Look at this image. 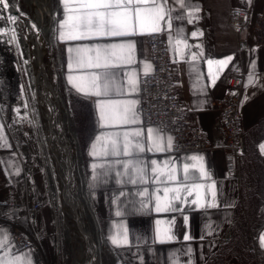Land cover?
<instances>
[{"label":"crops","instance_id":"crops-1","mask_svg":"<svg viewBox=\"0 0 264 264\" xmlns=\"http://www.w3.org/2000/svg\"><path fill=\"white\" fill-rule=\"evenodd\" d=\"M82 2L83 0H68L67 8L77 11L66 12L65 3L58 0L59 13L56 18L55 35L61 45L64 83L86 105L87 114L82 132L85 154L84 177L108 244L124 255L131 264H208L211 255L220 248L226 231L234 223L242 199L245 167L244 164L241 165L237 176L230 174L234 161L229 149L214 147L205 151L174 152L172 147L167 149L170 134L158 126L143 124L139 97L140 78L153 70L147 36L155 32L152 31L153 14L142 11L141 22L136 17L135 7L150 9L155 4L164 6L165 19L160 21V28L167 37L170 58L174 61L180 89L189 108V119L199 125L209 137L213 136V125L217 119L215 103L229 85L232 70L241 66L246 73L240 109L242 128L248 136L247 154L256 157L262 177L263 224L256 241L264 253V245L260 240L264 235V151L261 150V145H264V35L253 24L259 15L264 13V0H182L184 7L180 6L181 0H147V3L139 4L134 0L133 5H129L127 9V15L130 17L128 31L132 34L96 35L94 28L85 39L61 41L60 32L69 31L68 26L61 29V23L67 16L79 15L83 11L79 9ZM112 2L115 3L116 0ZM234 10L247 13L249 26L240 33L235 32L230 23ZM108 11L120 13V18L123 19L126 9L119 7ZM169 23L171 27L168 26ZM241 41L244 42L243 50ZM112 44H131L132 49L131 51L127 47L122 50L116 49L117 56H108L107 68H78L73 62V68L69 70L70 54L67 51L69 47L99 46L104 49ZM72 55L75 56V53ZM104 55L106 54L102 52V63ZM129 55L132 62L126 63ZM89 56L95 58L96 53H87L86 62ZM230 56L232 59L226 65L217 63ZM209 60L213 61L211 65L208 63ZM146 64L151 65L147 71L144 67ZM101 72L112 74L111 79L115 80L119 90L113 87L110 88L108 96L95 97L78 92L68 81L69 75L87 78L91 73ZM130 80H135L136 91H132ZM98 100L137 101L135 104L137 123L101 121ZM125 106L106 104L104 110L106 115H110L114 109L122 110ZM149 128L156 130L153 136L158 133L162 137L161 143L165 151L148 150L152 146V140L148 138ZM137 131L140 132V136L134 135ZM125 133H128L127 137ZM112 140L117 142L120 155L112 154ZM125 143L129 144L128 155L123 154ZM137 143L144 146V152H139L135 148ZM93 144H96L95 156L91 154ZM193 157L197 159L194 160ZM152 160L157 161L156 166L151 164ZM128 161L145 169L144 182H141L132 167L128 169L129 175H124V164ZM93 165L96 167L93 168ZM185 165L188 166L187 173L184 170ZM201 166L207 173L206 176L201 175ZM153 167L158 168L157 173L152 172ZM172 168L176 169L177 180L167 181V173ZM159 170H163L164 175H160ZM186 175L188 178L185 180ZM130 177L137 179V183H131ZM154 177H159V182ZM181 183L187 185L190 190L194 184L202 185L199 192L201 203H205V206L200 207L192 203L196 199L195 190H192L191 196L187 191H181V200H171L173 194L169 193L171 209L175 210L157 212L156 196L161 197L159 202L161 207H164L166 201L162 189L165 186L177 187ZM213 184L217 192L215 200L217 206L208 207L207 202L211 200ZM157 188L161 191L157 192ZM145 189L148 193L142 196L140 193ZM16 214L9 209L0 208V221ZM0 233L7 237V247L0 248V259L6 258L11 261L15 257H22L24 262L36 264V249L16 252L12 244L11 231L6 225H0ZM125 235L127 243H112V238L123 240ZM185 236L189 239L185 240Z\"/></svg>","mask_w":264,"mask_h":264},{"label":"rangeland","instance_id":"rangeland-1","mask_svg":"<svg viewBox=\"0 0 264 264\" xmlns=\"http://www.w3.org/2000/svg\"><path fill=\"white\" fill-rule=\"evenodd\" d=\"M18 1L21 10L30 16L29 23L31 24L26 25L28 22L24 20V28H20L22 36L29 43L31 41L29 36L32 30L34 32L37 29V24L35 25V12L34 10H30L29 0ZM51 4L52 8L56 10L57 18L59 13L58 0H51ZM4 20L3 22L8 23L7 18H4ZM18 24H22V21L19 20ZM29 26H31L30 31ZM4 40L5 39L3 38L1 39L2 43L0 44V50L2 53L1 60L3 61L5 70L4 72H0V77L4 79L8 89L9 87H11V89H9L10 91L6 95L8 101L4 100L0 103V139L1 141L6 142L8 146H10V143L8 142H17V140H19L20 134L16 132V116H14L17 114L15 113L17 109H20L23 112H28L26 127L33 130L34 136L29 134L30 136L28 138L31 143L29 149H15L8 151L7 158L10 160L9 162L16 186L22 197V206L15 210L9 209V211H14L17 214L11 215L0 221V225H6L8 230H12L13 228L28 229L34 241L37 252L36 255H40L46 264H75L76 260H78L76 254L80 252L82 248H79L80 245L76 242L73 246H70L67 243H65L63 248L60 246L61 240L56 225L58 211L53 204L54 202L50 194L46 171L43 166L42 154L39 149L35 130L36 126L33 122L34 114L31 111L32 103L29 86L24 74V66L19 56L20 54L15 49L13 50L12 47H8V45L3 42ZM8 44L12 45L13 40L10 39ZM13 46L15 45L13 44ZM50 53L56 60L59 58L61 62H63L60 43H58L57 47L52 49ZM43 63L46 68L51 67L52 63L50 62L48 55L43 57ZM58 79L60 85L59 97L61 102L63 106L67 108H69V102L72 109L74 129L79 144L80 163L84 167L85 154L82 132L87 114L86 105L66 87L61 72L59 73ZM17 97H20L21 99V108H18L17 105H15ZM40 107L45 111V106L43 104ZM3 110L4 112L8 111L9 114L13 116L10 118L5 117L2 112ZM12 130L14 132H12ZM247 139L248 136L246 135L242 199L237 208L236 218L230 228L229 235L223 238L220 249L215 255V259L209 264H264V253L262 250H259L256 241L258 231L263 224L261 211L262 177L256 157L247 154ZM33 201L40 202V209L36 212H31L30 210V205H32ZM100 222L101 219H99V225L101 227ZM88 225H90L89 222ZM116 251L119 252L118 250ZM63 252H65V255L62 254ZM120 255L122 259L124 258L123 264H131L124 255L121 253ZM82 262H84V264L87 263L86 260L80 259L79 263ZM103 263L117 264L110 249L104 251Z\"/></svg>","mask_w":264,"mask_h":264},{"label":"bare ground","instance_id":"bare-ground-1","mask_svg":"<svg viewBox=\"0 0 264 264\" xmlns=\"http://www.w3.org/2000/svg\"><path fill=\"white\" fill-rule=\"evenodd\" d=\"M7 3V9L0 5V44L1 39H5L3 42L20 54L24 66L39 149L50 194L58 211L56 225L60 246L63 248L65 243L70 246L78 243L82 250L75 253L77 263L84 259L86 264H104L103 253L110 249L117 264H123L120 254L111 248L102 233L99 218L86 188L72 109L69 102V108L64 107L59 97L58 78L59 73H62V62L50 53L58 45L55 35L56 10L52 8L51 0H29L30 10L35 12L34 23L37 24V29L34 28V32L32 30L29 36L31 41L28 43L22 36L18 18L26 20V25H29V14L21 10L18 0ZM10 16H15V21L8 19V23L3 22V17ZM10 39L15 46L8 44ZM45 55L49 56L51 67H45ZM42 104L45 111L40 107ZM62 254L65 255V252Z\"/></svg>","mask_w":264,"mask_h":264},{"label":"built area","instance_id":"built-area-1","mask_svg":"<svg viewBox=\"0 0 264 264\" xmlns=\"http://www.w3.org/2000/svg\"><path fill=\"white\" fill-rule=\"evenodd\" d=\"M231 15L230 23L235 32L240 33L249 26L247 13L234 10ZM4 18L6 17H3V20ZM19 20L22 21V24L19 25L20 28H24V20L21 17L18 18V22ZM253 24L264 35L263 14H260ZM147 43L153 70L140 78L139 97L143 124L158 126L162 131L170 134L174 152L205 151L214 147L229 149L230 156L234 161L230 174L237 176L246 155V132L242 128V112L240 109L246 83L244 69L238 66L232 70L229 85L221 98L216 101L214 110L217 113V119L213 125V136L209 137L199 125L189 119V108L180 89L174 61L170 58L165 32L150 33L147 36ZM240 44L243 50L244 42L241 41ZM1 55L2 53L0 54V72H4L5 68ZM9 89L4 79L0 77V103L4 100L8 101L6 95L10 91ZM19 100L21 99L17 97L15 105L21 108V101ZM2 112L5 117L10 118L13 116L8 111L4 112L3 110ZM15 113H17L14 115L16 116L15 128L16 132L20 134L19 140L8 142L10 143V146H8L6 142L0 139V208L13 210L22 206V197L16 186L9 163L10 160L7 158L8 151L29 149L31 143L28 137L29 134L33 135V130L26 127L28 112L17 109ZM12 132L14 131L12 130ZM39 209L40 202L33 201L30 205L31 212H36ZM230 228L226 231L224 237L229 235ZM10 231L14 251L35 249L32 235L28 229L13 228ZM259 250L261 249L259 248ZM217 251L211 255L209 263L215 259ZM36 264L46 263L41 257L36 256ZM75 264H84V262H76Z\"/></svg>","mask_w":264,"mask_h":264},{"label":"snow or ice","instance_id":"snow-or-ice-1","mask_svg":"<svg viewBox=\"0 0 264 264\" xmlns=\"http://www.w3.org/2000/svg\"><path fill=\"white\" fill-rule=\"evenodd\" d=\"M63 3H65L66 8L65 11H77V9H68L67 8V2L68 0H62ZM147 3V0H135L136 4L139 3ZM134 0H116L115 3L112 2V0H83L82 3L79 4V9H82L83 11L80 12L79 15H71L67 16L66 19L61 23L60 27L63 29L65 26H68L69 31L64 32L61 31L59 35V39L61 41H77L85 39L89 36V34L92 33V30L95 28V34L96 35H106V36H127L132 33L128 31L129 24L128 20L130 17L127 15V9L129 5H133ZM0 5L3 6L4 9H7L9 7V4L7 3V0H0ZM181 7H184L182 0L180 3ZM124 7L126 9V12L123 16V19L120 18V13H114L108 11L112 8H119ZM142 11H149L152 15V21L154 24V27L152 29L153 32H160V21L165 19V12H164V6L163 5H153L150 9H141L140 7H135V13L137 19H140L141 22L143 18L141 17ZM171 10L169 9V12ZM7 19H10L12 21H15V16L7 17ZM170 19V17H169ZM171 27L170 23L168 25ZM196 33H193V36H195ZM127 47L129 51L132 49V45H108L104 49H101L99 46L95 48H88V47H69L67 49L69 55V63L68 68L69 70H72L73 68V62H75L76 66L78 68H94V69H100V68H107L108 67V56H117L116 49H124ZM89 52H95L96 56L93 57H87V62L85 60V57L87 56V53ZM102 52L106 55L103 56V63L102 60ZM75 53V56L72 54ZM121 58V57H118ZM193 59H195V55H193ZM232 57H227L225 60L218 61V64L226 65L228 61H230ZM126 63H131V56L129 55L125 61ZM208 63L211 65L213 61L209 60ZM145 70H149L151 68V65L146 64ZM110 73L107 72H101V73H91L90 77H83V76H77L73 77L72 75L68 76V81L70 84L73 85V87L81 93H84L85 95H92L95 97H106L109 95L110 88H117L119 90V86L116 84L115 80L111 79ZM129 84L132 86V91H136V82L135 80H130ZM137 101H117V100H98L97 106L100 108V120H110L115 123L119 124H129V123H137V115L135 111V104ZM119 105L124 104L126 105L122 110H113L110 115H106L105 113V105ZM156 130L149 128L148 129V138L152 140V146L148 149L149 151L155 149V151L163 152L165 151V147L162 145L161 140L162 137L157 133L155 136H153V133ZM125 137L128 136V133L124 134ZM135 136H140V132L137 131L134 133ZM97 140H100V137L97 138ZM93 152L91 153L93 156H95L97 153L95 151L96 144H93ZM172 147V138L168 137L167 142V149H171ZM135 148L139 152H144L145 148L142 144L137 143L135 145ZM129 144L125 143L124 145V155L129 154ZM261 150L264 151V145H261ZM112 154L113 155H120V149L117 145V142L115 140H112ZM192 159H197V157H193ZM202 160V158H200ZM151 164L153 166L157 165L156 160H152ZM96 165H93V168H95ZM129 167H132L135 171L137 177L141 180V182H144V175H145V169L139 167L136 164H133L132 161H128L124 164V175H129L128 169ZM185 173L188 171V166L185 165ZM160 175H164L163 170H159ZM153 173L158 172L157 167L152 168ZM176 169L172 168L167 173V181H176L177 177L175 175ZM117 175H120V173H117ZM201 175L206 176L207 173L204 171L203 167L201 166ZM187 175L185 176V180L187 179ZM159 182V177H154ZM130 182L135 184L137 183V179H132L130 177ZM166 183V182H165ZM202 187L200 184H194L192 186V189L190 190L187 185L181 183L180 186L177 187H167L165 186L162 191L164 193V200L166 201L164 207H161L160 205V196H156L157 204H156V211H167V210H175L171 209L170 201H169V193H172L171 200H181L182 197L180 195L181 191H187L188 195H192V190L196 191V199L192 201L193 204L199 205L200 207H204L205 203H201V195L199 192V189ZM211 200L207 202L208 207H216V196L217 192L215 190V185L213 184L211 186ZM157 192L161 191V189L157 188ZM148 190L145 189L142 193H140L142 196L147 195ZM119 215V213H117ZM186 219V218H185ZM159 223V222H158ZM171 239V237H169ZM185 240L189 239L188 236L184 237ZM262 245H264V235L260 237ZM112 243L118 244V243H127V236L125 235L123 240H117L116 238H112ZM7 247V237L6 235L0 233V248ZM0 264H30V261L24 262L22 257H15L13 260L9 261L6 258L0 259Z\"/></svg>","mask_w":264,"mask_h":264},{"label":"water","instance_id":"water-1","mask_svg":"<svg viewBox=\"0 0 264 264\" xmlns=\"http://www.w3.org/2000/svg\"><path fill=\"white\" fill-rule=\"evenodd\" d=\"M7 2H9V0H7ZM114 251H116V249H114L113 247H111Z\"/></svg>","mask_w":264,"mask_h":264}]
</instances>
